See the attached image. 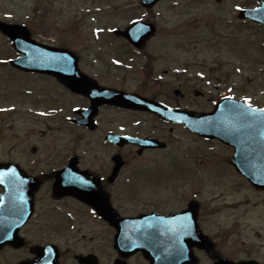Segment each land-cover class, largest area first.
<instances>
[{"label": "flooded vegetation", "instance_id": "1", "mask_svg": "<svg viewBox=\"0 0 264 264\" xmlns=\"http://www.w3.org/2000/svg\"><path fill=\"white\" fill-rule=\"evenodd\" d=\"M239 1L237 15L242 8L256 6L255 0ZM238 21L264 28L248 19ZM89 42L96 48L95 55L93 51L91 55L76 54L80 76L91 80L92 91L99 86L162 101L154 96L162 73L178 75L171 67H157L158 51H150L149 40L139 48L123 39ZM104 47L117 51L103 55L100 49ZM127 71L138 77V83ZM51 80L54 87L47 89L48 95L36 99L43 102L29 109L36 111L35 120H45L40 134L45 149L39 151L34 145L28 155L16 152L10 160L0 161L13 164L4 168L10 169L13 194H7L0 184V222L24 221L17 233L20 246L6 245L0 253H21L14 257L16 261L33 259L37 248L52 244L47 253L56 255L59 264H264V216L229 202L224 207L237 214L219 221V212L211 209L209 200L194 199L196 195L186 192L183 184L177 193L176 176L195 186L193 169L133 166L146 154L167 148V140L157 135L155 123H162L169 132L180 127L202 138L182 124L165 122L143 109L105 104L95 98L92 105L89 96L72 92L56 77ZM77 83L88 85L81 80ZM133 85L136 90L131 89ZM142 87L155 91L147 94ZM115 114L119 119L115 120ZM67 129L72 130L68 140ZM111 134L148 136L159 143L121 144L111 140ZM79 144L92 152L84 147L77 151ZM70 160L74 167L66 168ZM160 177L165 183H157ZM115 214L133 221L118 232ZM82 221L87 233L81 226L76 228Z\"/></svg>", "mask_w": 264, "mask_h": 264}, {"label": "rangeland", "instance_id": "2", "mask_svg": "<svg viewBox=\"0 0 264 264\" xmlns=\"http://www.w3.org/2000/svg\"><path fill=\"white\" fill-rule=\"evenodd\" d=\"M79 1L80 6L76 7L77 2L68 6L70 0H0V18L27 24L34 29L36 36L45 41L65 45L81 55H91L92 51L95 55L96 48L89 42L95 38L92 31L86 27L77 29L68 20L74 7L82 9L91 3L90 0ZM138 1L97 0L98 7L112 8L109 9L112 15L103 16L104 26H124L132 16L139 15ZM238 3L239 0H223L220 3L214 0H165L156 6L153 21L157 31L149 39V49L152 53L158 51V68L171 67L181 74L162 73V83L156 86L154 96L171 104L190 105L197 111L211 109L216 99L225 93L235 98L247 97L255 105H264V31L237 20ZM117 8L120 11H114ZM106 38L112 36L102 33L101 40ZM8 46L6 38L0 34V58L13 54ZM114 51L117 50L108 47L100 49L103 55H113L116 53ZM182 68H187V71L181 72ZM127 73L135 77V83H138L137 76L130 71ZM172 77L177 79L171 80ZM52 86L49 80L36 77L28 79L8 65L0 64V161L10 160L16 152L21 156L28 155L34 145L39 147V151L45 149V141L40 135L45 129V120L28 116L26 107H37L42 103L36 99L47 96V89ZM134 86L132 90L137 89ZM197 86L206 92L204 98L192 95V87ZM173 87L183 95L187 94V98L175 96ZM24 89L31 90L29 97H24ZM140 90L151 95L155 91L144 87ZM12 107L17 109L16 113L10 110ZM117 119L119 116L115 114ZM155 125L158 128L157 135L167 140V148L146 154L133 166L180 168L182 164L184 168L193 169L195 186L183 177L176 176V191L180 193L179 187L183 184L186 192L193 191L196 195L194 199L209 200L211 209L217 208L219 212L216 215L219 221L230 214H237L231 208L224 207L229 202L240 201L249 208L251 205L246 202H261L258 206L264 204V192L242 184L243 179L235 178L238 174L224 161L231 157L230 148L218 141L206 143L180 127L169 132V128L162 123ZM69 131L72 130L67 129L66 140ZM66 145L67 151L71 150L69 142ZM81 147L92 152L90 147L81 144L77 146V151L82 150ZM157 183H165V178L160 177ZM263 212L257 211L256 214ZM78 226H81L82 232L89 231L85 221L77 223L76 228ZM9 251L4 250L0 254V264H13L14 257L21 255L15 252L11 256L13 251Z\"/></svg>", "mask_w": 264, "mask_h": 264}, {"label": "water", "instance_id": "3", "mask_svg": "<svg viewBox=\"0 0 264 264\" xmlns=\"http://www.w3.org/2000/svg\"><path fill=\"white\" fill-rule=\"evenodd\" d=\"M155 1L156 0H145L147 5H151ZM260 13L264 14V1L262 2V6L257 10L256 14H260ZM251 15L254 17V14ZM0 26L5 32L10 34V31L8 29H6L5 27L3 28L2 25ZM134 27L135 26L131 27L133 31L130 35H128L127 33V37L133 41H142L153 33V28L145 29V28H134ZM48 56L52 58V61L51 62L46 61L45 64H43V67L38 69L41 70L42 72H49L55 74H57L59 71L60 72L63 71L61 67L62 65L66 64L63 63L64 61L63 57H67V56L63 53L58 54V52L53 54H48ZM20 62H23V60H21ZM76 79L77 77H67L64 78L63 80L66 81L68 83V86L71 87L73 90L83 91V88H78L73 84ZM72 81L73 83L71 84ZM98 96L109 100V102L124 106H132V107H134L135 105L141 106V105H137V103H139L146 105L148 107L147 103L142 102L143 100H141L140 98H137L135 96L123 95L122 93L119 92L103 90V93H99ZM229 102L231 103L232 106L228 104ZM223 105H227V106H223ZM251 110L252 108L244 106L243 103H239V102L235 103L232 101L224 100L216 108L215 112H212L211 114H201L199 117H195L193 112L168 110L164 107L157 108L154 111H156L165 118L173 119L178 122H184L188 128L192 129L193 131L201 135L219 138L224 143L233 146L235 150V154L233 156L232 161L235 165L239 166L241 165L239 162H242L246 158H248L246 155L242 153L244 150H246L245 148L257 142L261 144L259 138L261 140H264V127H263L264 121H261L258 118H256L257 114L259 113L252 112ZM252 115L255 117L256 120L258 119L257 120L258 122L256 124L252 122L253 121L251 118ZM247 176L251 180H253L252 178H254L251 177L252 175L249 174H247ZM16 241L17 238L15 234L13 237H1L0 246L5 243L14 244ZM45 264H51V262Z\"/></svg>", "mask_w": 264, "mask_h": 264}]
</instances>
